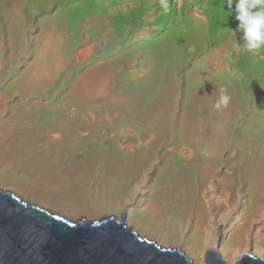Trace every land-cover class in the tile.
<instances>
[{"label":"rangeland","instance_id":"rangeland-1","mask_svg":"<svg viewBox=\"0 0 264 264\" xmlns=\"http://www.w3.org/2000/svg\"><path fill=\"white\" fill-rule=\"evenodd\" d=\"M167 4L0 0V190L71 222L124 213L193 264L264 260V46L233 51L237 32L208 63L227 0Z\"/></svg>","mask_w":264,"mask_h":264},{"label":"water","instance_id":"water-1","mask_svg":"<svg viewBox=\"0 0 264 264\" xmlns=\"http://www.w3.org/2000/svg\"><path fill=\"white\" fill-rule=\"evenodd\" d=\"M71 222L0 190V264H193L141 238L124 219ZM205 264H225L208 252ZM237 264H264L246 254Z\"/></svg>","mask_w":264,"mask_h":264},{"label":"clouds","instance_id":"clouds-1","mask_svg":"<svg viewBox=\"0 0 264 264\" xmlns=\"http://www.w3.org/2000/svg\"><path fill=\"white\" fill-rule=\"evenodd\" d=\"M161 8L167 12V0H161ZM225 16L234 14L235 20L239 23L235 30L227 29L233 37L241 33L240 39L243 45L238 44L235 39L232 43L233 51L239 52L241 49L249 51H259L264 46V0H227V11L222 6ZM218 101L213 105L217 110L227 107L230 97L225 90H221Z\"/></svg>","mask_w":264,"mask_h":264},{"label":"bare ground","instance_id":"bare-ground-1","mask_svg":"<svg viewBox=\"0 0 264 264\" xmlns=\"http://www.w3.org/2000/svg\"><path fill=\"white\" fill-rule=\"evenodd\" d=\"M219 18V17H218ZM226 20V19H225ZM220 25H226V23L224 22H220L219 23ZM230 25V24H229ZM233 25V24H232ZM228 27V26H227ZM220 28H224V26H220L218 31H216V36L217 37H213L214 38V44H216V48H214V50L212 51L211 55H209L206 60L209 62H212V61H219V60H223L224 59V52H225V49H223V47H226V46H230L229 44V40L228 39H231L233 38V35L230 34V32H226V33H221L223 30L225 29H220ZM227 29H230V27L226 28ZM219 33V34H218ZM228 38V39H225ZM226 53V52H225ZM153 212L150 211L149 209H146L145 211L141 212V215H138V219L132 217V214H131V217H130V222L131 221H134V222H137V224H139L140 227L145 228L147 229L146 227H149V225L151 224V221L154 219L153 217ZM122 215H125L124 219L126 221V214H122ZM121 215V216H122ZM148 230V229H147ZM229 247H227L226 249H224L226 252L228 251L229 252ZM210 251H213V252H216L218 253L216 250H210ZM208 251V252H210ZM207 252V254H208ZM207 254H206V258H207ZM219 254V253H218ZM220 255V254H219ZM229 256V254H227ZM246 255V254H245ZM244 256V255H243ZM222 258V257H221ZM240 260V259H239ZM225 262V261H224ZM205 263H206V260H205ZM226 264V262H225Z\"/></svg>","mask_w":264,"mask_h":264}]
</instances>
